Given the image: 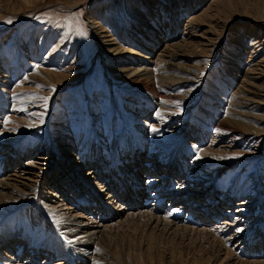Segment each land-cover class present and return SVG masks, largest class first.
<instances>
[{
	"label": "rangeland",
	"instance_id": "rangeland-1",
	"mask_svg": "<svg viewBox=\"0 0 264 264\" xmlns=\"http://www.w3.org/2000/svg\"><path fill=\"white\" fill-rule=\"evenodd\" d=\"M0 161V264H264V0H0Z\"/></svg>",
	"mask_w": 264,
	"mask_h": 264
},
{
	"label": "bare ground",
	"instance_id": "bare-ground-1",
	"mask_svg": "<svg viewBox=\"0 0 264 264\" xmlns=\"http://www.w3.org/2000/svg\"><path fill=\"white\" fill-rule=\"evenodd\" d=\"M148 86V85H147ZM149 87V86H148ZM151 87H149L150 89ZM151 90H154L153 87L151 88ZM70 144L67 142L63 145V147H69ZM181 153V152H180ZM2 161V160H1ZM0 161V162H1ZM81 165V164H80ZM1 166V163H0ZM1 170V169H0ZM1 173V171H0ZM92 173V172H91ZM1 180V179H0ZM156 180V179H155ZM3 185H5V183H1L0 187H3ZM104 188H101V191ZM141 189V188H140ZM105 190V189H104ZM107 190V188H106ZM49 193V192H48ZM52 193V192H51ZM105 195V194H104ZM150 196V195H149ZM51 200L50 203L46 206V209H49L47 211H57L58 206H61L60 203L59 204H51ZM54 203V202H53ZM63 204V203H62ZM67 208V207H66ZM62 214V213H60ZM64 215V214H63ZM62 216V215H61ZM74 216V215H73ZM73 216L72 215H68L65 220H66V224H68L69 230L71 231L70 235H71V241L72 243H74L75 245H80V244H86V243H90L92 240L95 239V237H97V235L99 234L98 228L99 225L97 226H88L85 223H82V221H75L73 220ZM64 217V216H63ZM63 219V218H62ZM75 219V218H74ZM68 230V232H69ZM101 233V232H100ZM6 239H4L3 241H5ZM4 243V242H3ZM6 244V243H5ZM94 251H90L87 254L85 253L83 256V261L82 264H88V263H93V259L95 258L94 255ZM97 254V253H96ZM7 260V259H6ZM96 260V258H95ZM10 263H14L13 259L8 258L7 260ZM16 264V263H15ZM94 264V263H93Z\"/></svg>",
	"mask_w": 264,
	"mask_h": 264
},
{
	"label": "snow or ice",
	"instance_id": "snow-or-ice-1",
	"mask_svg": "<svg viewBox=\"0 0 264 264\" xmlns=\"http://www.w3.org/2000/svg\"><path fill=\"white\" fill-rule=\"evenodd\" d=\"M9 22H11V21H9ZM7 122V121H6Z\"/></svg>",
	"mask_w": 264,
	"mask_h": 264
}]
</instances>
